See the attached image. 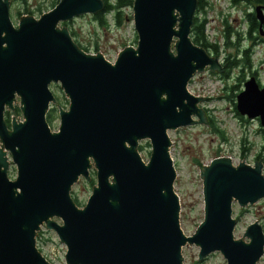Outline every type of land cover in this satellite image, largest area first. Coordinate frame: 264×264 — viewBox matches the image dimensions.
Instances as JSON below:
<instances>
[{
    "label": "water",
    "instance_id": "water-1",
    "mask_svg": "<svg viewBox=\"0 0 264 264\" xmlns=\"http://www.w3.org/2000/svg\"><path fill=\"white\" fill-rule=\"evenodd\" d=\"M10 1L0 0V264H51L36 246L41 226L66 246L67 264H183L187 244L199 248L200 260L218 252L226 264L259 262L262 227L246 228L248 243L234 239L232 205L264 199L260 163L233 165L222 157L204 166V219L191 236L181 230L168 132L210 128L203 99L187 86L205 69L225 71L191 41L197 0H133L137 44L114 63L87 54L59 27L102 12L103 0H59L39 18L21 16L17 26ZM254 13L263 36L264 8ZM52 84L69 102L67 110L57 107L56 132L46 120L56 104ZM16 102L22 121L11 117L8 126L5 112ZM235 109L258 119L264 135V86L254 77L244 82ZM140 141L150 145L146 163ZM92 167L96 184L79 208L71 189L81 177L90 181Z\"/></svg>",
    "mask_w": 264,
    "mask_h": 264
},
{
    "label": "rangeland",
    "instance_id": "rangeland-1",
    "mask_svg": "<svg viewBox=\"0 0 264 264\" xmlns=\"http://www.w3.org/2000/svg\"><path fill=\"white\" fill-rule=\"evenodd\" d=\"M207 1L209 2L208 7L205 9L207 39L210 43L217 42L219 46L218 55H210L217 57L219 62L222 63V60L225 62L228 55H235L237 50L234 46L226 47L224 45L223 19L228 17L233 31L238 29L245 32V12L242 10L244 6H229V0ZM54 2L55 0H26L25 2L11 0L9 9L11 21L14 26H17L21 15L39 18L42 14L52 10ZM27 10H33V15L26 14L25 11ZM18 12L21 15H18ZM125 13L127 16H131V20H125L119 26L110 22V15L106 19L109 25H99L94 19V15L86 14L74 18L66 27H62V25H59V27L66 28L70 32L73 31L75 33L73 40L76 44L88 49L87 54H100L110 63H114L121 51L128 47L135 48L137 44V36L132 21V8L126 9ZM261 38H264V35ZM231 40L233 41V39ZM246 43V40H241L238 49L244 48ZM229 60L231 61L230 58ZM252 66V70L248 72L243 70L244 74L247 75L245 81L249 79L248 73L251 75L253 71L254 74L256 73L255 79L264 83L263 43H259L253 48ZM224 73L226 72L215 74L205 70L196 74L187 86V90L188 88L192 89L194 95L196 94L197 97L204 99L199 107L203 111L206 109L204 115L210 128L198 124L168 132L171 142L169 153L176 172L174 191L180 199V225L183 234L187 237L195 233L198 225L204 219L203 185L199 177L202 168L209 165L212 160L222 157L230 159L233 165H237L242 161L253 165L254 156L264 152V139L262 138L263 135L259 133L260 126L257 121H249L240 117L234 111L233 102L235 103L236 96L242 91L244 84L237 81L240 79L239 69L230 70L227 78L222 77ZM234 85H239V87L232 92L231 88ZM50 89L56 98V104L51 108H57L58 106L67 110L69 102L59 85L52 84ZM17 106L18 103L16 102L15 107ZM12 113V118L21 119L22 121L21 114L16 115L15 111ZM55 117L52 131L56 132L59 127L58 112ZM209 120L215 123L218 129L223 132V140L219 134L213 131ZM243 144L247 149L245 156H243ZM138 151L142 160L145 163L148 162L150 155L149 143L140 141ZM7 155L9 160L8 174L10 179L14 180L16 178V167L11 163L9 154ZM198 162L202 167L198 166ZM262 171L264 174L263 169ZM90 178H94L96 184L94 167L90 169ZM93 187L95 185L91 186L89 181L82 177L73 185L71 197L73 201H77L79 208L86 205ZM232 218L236 221L234 229V239L236 240H242L246 228L252 224H259L264 232V199L244 208L239 207L234 202L232 205ZM53 221L61 225L59 219L53 218ZM40 229L36 237V246L40 253L51 264H67L65 261L66 246L59 242L56 233L53 230H47L44 226H41ZM243 241L248 243L247 238ZM198 255L199 248L195 245L187 244L181 250L183 264H226V261L222 260L218 252L203 260H200ZM256 264H264V254Z\"/></svg>",
    "mask_w": 264,
    "mask_h": 264
},
{
    "label": "trees",
    "instance_id": "trees-1",
    "mask_svg": "<svg viewBox=\"0 0 264 264\" xmlns=\"http://www.w3.org/2000/svg\"><path fill=\"white\" fill-rule=\"evenodd\" d=\"M16 1V0H15ZM25 2L26 0H20ZM231 5L233 6H244V9H249L250 8H256V7H262L264 8V0H230ZM57 2L59 0H55L53 3V8L55 5H57ZM104 3V9L102 12L94 15V19L99 23V25H106L109 23L107 22V18L110 15V22L112 24H115L119 26L125 20H131V16H127L125 13L126 9H131L133 6V0H103ZM209 2L207 0H197V9L193 18V25L191 28V33H190V38L193 44L196 46L204 49L207 51L209 54H212L214 56H217L219 53V46L217 42L215 43H210L207 39V34L205 31V26L207 24L206 18H205V12L206 8L208 7ZM245 11V20L244 23L246 24L245 32L240 31V30H232V27L229 24V19L228 17H225L223 19V26H224V45L226 47H236V54L235 55H228L227 58H225V61L228 63V69L226 73L223 74V78H227L229 76L230 70L233 69H239L240 73V79L237 80L239 83H244L246 79V75L244 74L243 70H246L247 72L252 70V52L254 46H256L259 43L264 44V38H261L260 31H259V23L256 20L254 12L251 13H246ZM26 14L28 15H33L34 11H25ZM18 15H21V13L18 12ZM22 16V15H21ZM69 24V22L62 23V27H66ZM70 32V31H69ZM70 35L72 38L75 37V33L73 31L70 32ZM233 39V41L231 40ZM246 40V45L242 49H238V46L240 45L241 40ZM137 40V37H136ZM75 42V40H74ZM78 47L86 52L88 49L81 47L79 44H77ZM231 59V61L229 60ZM250 74V73H248ZM252 76H255L254 73L251 74ZM239 85H234L231 88V91H236L238 89ZM227 98V97H226ZM234 104V111L236 112L235 109V103ZM58 107V106H57ZM58 112V108L52 107L49 112L46 115V120L47 123L49 124L50 128L54 126V122L56 120V113ZM15 114L20 115V110L18 107L15 108ZM13 113H10L9 111L5 112V122L7 123L8 126H10V120L11 116ZM238 115V114H237ZM211 127L213 131L217 134H219L223 140V132L218 129V127L210 121ZM141 150V147H140ZM243 151L247 149L244 147L243 144ZM246 153H243V156H245ZM259 155V154H258ZM258 157V156H257ZM198 166L202 167V165L198 162ZM91 186L95 185L94 178H91L89 181ZM75 204L78 206V203L76 200H74ZM182 220V216H181Z\"/></svg>",
    "mask_w": 264,
    "mask_h": 264
},
{
    "label": "flooded vegetation",
    "instance_id": "flooded-vegetation-1",
    "mask_svg": "<svg viewBox=\"0 0 264 264\" xmlns=\"http://www.w3.org/2000/svg\"><path fill=\"white\" fill-rule=\"evenodd\" d=\"M234 7H236V6H234ZM254 9L255 8H250L249 9V11H246V9H242L244 12L246 11V13H253L254 12ZM248 10V9H247ZM255 14V13H254ZM228 63L225 61H223L222 60V63H221V68H222V70H225V72L227 71V69H228ZM211 73V72H210ZM252 73H254L253 71H252ZM255 75H256V73H255ZM246 77H247V75H246ZM250 77H254V76H252V75H248V78H250ZM255 78V77H254ZM258 84H259V86L260 87H263L264 86V83H261V82H259L258 81ZM203 101H204V99H203ZM205 111H206V109H205ZM204 111V112H205ZM205 114H206V112H205ZM242 120H244L243 118H242ZM253 121V120H252ZM255 121H257V123H258V125L260 126V124H259V120L258 119H255ZM259 133L260 134H262L263 135V133H262V130H261V127H259ZM263 139H264V135H263V137H262ZM243 153H246V150H244L243 151ZM259 154V155H258ZM257 155H255L254 156V158H253V165H255L256 163H260L261 165H262V169L264 170V152H262V153H258ZM258 156V157H257Z\"/></svg>",
    "mask_w": 264,
    "mask_h": 264
},
{
    "label": "built area",
    "instance_id": "built-area-1",
    "mask_svg": "<svg viewBox=\"0 0 264 264\" xmlns=\"http://www.w3.org/2000/svg\"><path fill=\"white\" fill-rule=\"evenodd\" d=\"M229 6H231V4H230V2H229ZM192 80H193V78H192ZM188 92L190 93V94H192L193 96H195L194 94H193V92H192V89H190V88H188ZM197 96V95H196Z\"/></svg>",
    "mask_w": 264,
    "mask_h": 264
}]
</instances>
